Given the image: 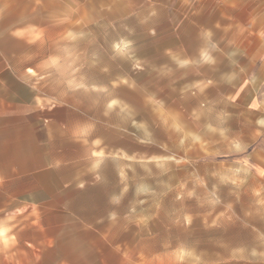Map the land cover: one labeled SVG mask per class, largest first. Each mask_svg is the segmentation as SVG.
Instances as JSON below:
<instances>
[{
  "label": "rangeland",
  "instance_id": "rangeland-1",
  "mask_svg": "<svg viewBox=\"0 0 264 264\" xmlns=\"http://www.w3.org/2000/svg\"><path fill=\"white\" fill-rule=\"evenodd\" d=\"M215 1L0 0V210L102 222L105 264L264 251V33Z\"/></svg>",
  "mask_w": 264,
  "mask_h": 264
},
{
  "label": "crops",
  "instance_id": "crops-1",
  "mask_svg": "<svg viewBox=\"0 0 264 264\" xmlns=\"http://www.w3.org/2000/svg\"><path fill=\"white\" fill-rule=\"evenodd\" d=\"M215 2L232 13L227 18L228 26L257 29L244 33V39H261L264 0ZM240 12L243 13V24L240 17L234 15ZM263 55L255 57L263 60L256 68L258 72L264 69ZM253 83L250 81L249 84ZM262 84L264 86V80ZM259 102L263 100L260 98ZM22 204L37 210L11 211L5 207L0 210V264H105L102 262V222H86L70 212L44 211L43 208H48L45 201H22ZM229 256L226 264H264V251L238 255L232 251Z\"/></svg>",
  "mask_w": 264,
  "mask_h": 264
}]
</instances>
